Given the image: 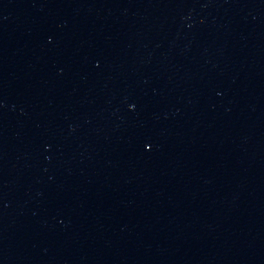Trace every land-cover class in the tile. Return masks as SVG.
Listing matches in <instances>:
<instances>
[{
    "label": "water",
    "instance_id": "1",
    "mask_svg": "<svg viewBox=\"0 0 264 264\" xmlns=\"http://www.w3.org/2000/svg\"><path fill=\"white\" fill-rule=\"evenodd\" d=\"M0 264H264V0H0Z\"/></svg>",
    "mask_w": 264,
    "mask_h": 264
},
{
    "label": "snow or ice",
    "instance_id": "2",
    "mask_svg": "<svg viewBox=\"0 0 264 264\" xmlns=\"http://www.w3.org/2000/svg\"><path fill=\"white\" fill-rule=\"evenodd\" d=\"M149 147H151V145H149Z\"/></svg>",
    "mask_w": 264,
    "mask_h": 264
}]
</instances>
